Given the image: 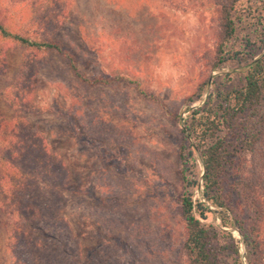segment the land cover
<instances>
[{
    "label": "rangeland",
    "instance_id": "rangeland-1",
    "mask_svg": "<svg viewBox=\"0 0 264 264\" xmlns=\"http://www.w3.org/2000/svg\"><path fill=\"white\" fill-rule=\"evenodd\" d=\"M43 3L0 0V18L10 31H20ZM242 9L220 63L211 0H76L63 25L43 27L76 54L84 75L120 73L154 94L146 98L125 81L88 85L75 78L63 56L49 53L33 96L20 108L71 169L77 191L66 216L85 252L96 249L101 259L124 264H186L181 198L187 190L196 203L205 200L204 167L196 153L187 173L198 184L186 188L180 150L194 139L185 138L183 120L164 107L186 117L190 107L216 100L220 90L242 82L247 60L262 53L264 0H244ZM0 51L6 67L0 75V113L11 119L15 109L4 92L15 96L25 52L1 35ZM209 209L201 220L234 238L218 243L229 247L221 249L223 264H248L239 229L222 226L219 207ZM12 223L0 187V264H13L6 244Z\"/></svg>",
    "mask_w": 264,
    "mask_h": 264
},
{
    "label": "trees",
    "instance_id": "trees-1",
    "mask_svg": "<svg viewBox=\"0 0 264 264\" xmlns=\"http://www.w3.org/2000/svg\"><path fill=\"white\" fill-rule=\"evenodd\" d=\"M75 1L44 0L30 26L17 32L10 31L0 18V35L25 52L23 80L14 89L15 96L4 92L15 114L7 119L0 113V187L13 221L6 237L13 264H124L121 259H101L96 249L84 251L66 216L71 194L77 191L71 169L20 109L31 92L33 96L49 53L63 56L75 78L88 85L125 81L144 97L154 98L136 78L120 73L111 77L84 75L76 54L44 32L46 25L50 26L49 30L63 25L66 12ZM243 1L211 0L218 22L219 63L226 60L225 48L235 37L237 24L243 18ZM247 42L249 46L254 44L250 39ZM259 48L260 56L246 62L242 82L230 90H220L216 100L190 107L186 117L164 107L170 115L183 120L185 138L194 139L180 150L186 188L198 184L187 173L196 153L204 167L205 200L196 203L187 190L181 198L185 223L182 255L186 264H223L221 249L229 247L218 243L226 236L234 243L230 231L201 220L208 218L209 205L220 208L222 226L241 232L248 264H264V39ZM3 62L4 58L0 57V75L6 68ZM235 251L238 254V246Z\"/></svg>",
    "mask_w": 264,
    "mask_h": 264
}]
</instances>
